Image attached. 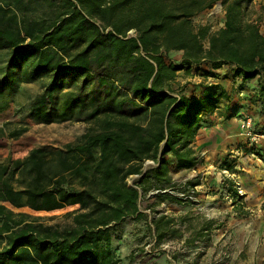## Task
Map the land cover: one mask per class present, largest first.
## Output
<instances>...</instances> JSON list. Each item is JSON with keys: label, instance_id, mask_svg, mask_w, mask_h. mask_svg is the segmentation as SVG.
I'll return each mask as SVG.
<instances>
[{"label": "trees", "instance_id": "1", "mask_svg": "<svg viewBox=\"0 0 264 264\" xmlns=\"http://www.w3.org/2000/svg\"><path fill=\"white\" fill-rule=\"evenodd\" d=\"M216 2L224 7V26L210 33L193 18ZM251 2L0 0V51L8 53L0 68V112L20 83L48 77L28 119L50 125L76 111L78 120L95 123L79 145L0 158V264H119L117 229L127 219L146 218L139 201L148 188L164 191L172 170L196 168L192 145L200 128L211 125L205 117L221 107L225 122L247 109L233 104L217 83L201 85L199 98L175 94L172 83L180 72L208 78L226 67L241 79L238 93L255 81V92L241 97L264 122V4L248 14ZM177 52L178 62L171 57ZM259 121L255 127L262 130ZM5 134L0 127V140ZM146 162L154 164L148 171ZM219 169L232 173L235 166L226 157ZM133 176L138 179L131 185ZM228 182L232 200L240 201ZM68 207L76 209L57 216L20 211ZM173 221H152L157 242L176 232L167 229Z\"/></svg>", "mask_w": 264, "mask_h": 264}, {"label": "rangeland", "instance_id": "2", "mask_svg": "<svg viewBox=\"0 0 264 264\" xmlns=\"http://www.w3.org/2000/svg\"><path fill=\"white\" fill-rule=\"evenodd\" d=\"M263 4L264 0H252L247 13L258 12ZM222 8L225 12L223 6ZM224 14L217 13L213 8L207 9L195 16L193 23L209 26L210 33H216L220 29V23L224 21ZM259 28L264 35V21L259 24ZM128 36L134 37L135 32L129 31ZM207 45L205 42L204 46L207 47ZM181 55V52H177L172 53L171 57L178 62ZM7 58L8 53L0 51V68L3 67ZM197 75L195 73L193 76L186 77L180 72L177 80L172 83L174 93H185L192 97L197 91L194 86L199 84L193 81ZM47 81L48 77H42L33 82L20 83L16 92L6 98V105L0 112V127L4 126L6 133L0 140V158L23 159L34 148L63 150L69 145H79L83 140L82 137L95 127V123L91 121L78 120L76 111L72 112L73 116L68 120L56 121L50 125L37 124L28 119L29 108L42 94ZM79 83L80 80L76 85ZM180 88H183L182 91ZM75 90L76 87L73 86L70 91ZM65 93L62 92L57 97L60 110L65 104ZM237 96L238 102L247 107V113L238 116L237 124H230L231 120L225 121V126L211 123L206 127L210 130L208 134L199 139V141L209 140L211 143L216 138L219 140L223 137L225 144L222 145V155L214 152V146L200 147L198 153L195 151L199 159L196 168L172 170V183L166 186L164 191L153 187L148 188L144 193L139 201V209L146 214L145 219H127L119 226L113 243L119 264L237 263V252L240 250V245L244 247L245 239L251 234L252 228L250 221H247L250 213L245 210L252 195L249 197L246 188L256 185V182L251 184L250 181L253 179L264 177L263 153L259 149L248 147V141L242 136L239 128L241 117L250 116L254 123L259 121V118L254 113V107L248 103V98L244 100L239 93ZM82 117L84 118L85 114ZM259 122L262 128L264 122ZM14 132H19L20 135L16 139H11L9 135ZM226 157L234 164L235 170L224 174L222 172L224 170H220L219 165ZM153 166L150 162H146L144 169L148 171ZM137 179V176L130 177L128 183L132 185ZM262 180L256 179L258 183ZM228 181L234 184V190L237 186L241 187L243 195L238 194L241 203L232 200ZM190 182L198 183V185L192 187L189 185ZM163 193H166V198L161 196ZM174 198L179 201L176 202ZM74 209L76 207H68L51 213H33L25 209L20 211L38 216H57ZM162 217L174 220L167 229L171 231L173 229L176 232L170 233L161 242H157L152 221ZM202 229H206L202 236L196 238L197 241H193ZM253 231L261 233L256 231V228H253L252 233ZM219 237L221 241L218 242Z\"/></svg>", "mask_w": 264, "mask_h": 264}, {"label": "crops", "instance_id": "3", "mask_svg": "<svg viewBox=\"0 0 264 264\" xmlns=\"http://www.w3.org/2000/svg\"><path fill=\"white\" fill-rule=\"evenodd\" d=\"M202 69L208 71L209 67L203 66ZM194 74L195 73L193 72L191 75H184V76L188 77V76H193ZM212 74L214 75V77L210 76L208 78H205V77H201L200 75H197L193 79V81L199 84L197 86H194V88L198 89V91L195 92L192 98L200 97L201 85H209V84L217 83L224 87L228 95L232 96V103L237 104V106H240L241 102H238L237 93L239 91L237 90V86L241 83V79L238 77L236 78L233 77L231 71L226 67L218 70H212ZM246 86H248V91L239 93V96H243L245 94H253L255 92V88H256L255 81H250L246 83ZM222 112L223 111L220 107L219 109L215 110L211 115H208L205 118L209 120L210 123L225 126L224 122H222L223 120ZM242 113H247V109L240 110L238 116H241L240 114ZM237 118L239 117L236 116L232 118L230 124H237ZM226 124L229 123L226 122ZM206 127L207 125H204L198 131L196 139L193 143V149L197 152L200 149V147L209 146L212 148L214 146L213 149L214 152L220 153L222 155L221 153L222 152L221 150L223 148L222 145L225 144L223 137H221L219 140H217L218 138H216L215 141L211 143L209 142V140L199 141L201 137H204V135H207L208 134L207 132L210 131ZM215 146H217V148ZM219 147L221 148L219 149ZM238 161H240V159H238ZM256 179L257 180L263 179V180L262 182L258 183ZM256 179L250 181L251 184L256 182V185L253 184L252 186H248L249 188L248 187L246 188L249 197L252 195L251 200L249 201V203H247V206L245 207L246 212L248 211V213H250L249 214L250 216L247 221H250V223L252 224V228L250 229L251 234H249L248 237L245 239L244 247L240 245V250L237 252L238 260L236 264H264V177L262 178L259 177ZM245 181H247V179H245ZM236 203L234 204L235 207H237ZM239 203H241V201ZM253 228H256V231H261V233L260 234L258 232L254 233V231L252 233ZM219 241H221V237H219L218 242Z\"/></svg>", "mask_w": 264, "mask_h": 264}, {"label": "built area", "instance_id": "4", "mask_svg": "<svg viewBox=\"0 0 264 264\" xmlns=\"http://www.w3.org/2000/svg\"><path fill=\"white\" fill-rule=\"evenodd\" d=\"M212 8L214 9V11H216L219 14L225 13L223 11V8H222V5L220 2L216 3ZM223 26H224V21H222L220 23V29L223 28ZM239 128H240L242 136H244L245 139L248 141V143H247L248 147L253 148L255 150L259 149L262 152H264V129H262V130L256 129L255 123L253 122V120L250 116H244V117L240 118ZM150 163L153 164V162H150ZM222 172L224 174L228 173L227 171H222ZM235 188H236L237 194L242 196L243 191H242L241 187L237 186Z\"/></svg>", "mask_w": 264, "mask_h": 264}]
</instances>
